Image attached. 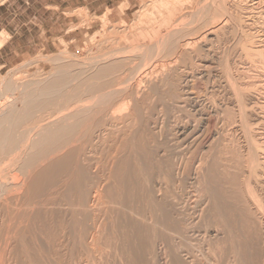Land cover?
Here are the masks:
<instances>
[{
    "label": "bare ground",
    "instance_id": "1",
    "mask_svg": "<svg viewBox=\"0 0 264 264\" xmlns=\"http://www.w3.org/2000/svg\"><path fill=\"white\" fill-rule=\"evenodd\" d=\"M147 1L148 3L150 2V9L152 10L148 8L149 4L147 8L144 7L149 9L151 13V15H147L152 16L154 14L156 16H163L165 14L163 20L168 22H171L175 17V20L177 18L179 19L178 21H183L182 19H185L187 16H191V19L198 18L200 15L203 17L204 13L213 6H216V12H221L220 15L222 14V16L220 17L222 18L225 17L227 12L222 5L223 3H219L218 0ZM145 11L144 13H146ZM213 14L211 17H213ZM140 15L144 14L140 13ZM217 16L219 15L215 17ZM202 17L201 20L203 18L206 19V15ZM209 20H213L214 22L212 18ZM188 21L186 23L191 22V20ZM213 22H207L206 26L208 27L206 30L203 29L204 32H198V27L195 25L197 27H195V33L187 30L190 26L185 28V25H182L185 29L180 31L177 29L178 25H175V28L168 29L170 27H167L168 23L165 24L168 30L165 28V31H167L165 34H161L160 40L155 39L154 42L152 41L153 43L144 45V48L146 46L147 49L142 53V62L136 67L137 71L134 72L135 74L129 81L132 83L127 85L129 91L126 92V95L129 99L128 102L132 105H130L131 107L129 106V111L125 113L117 112L118 109L115 111L112 109L115 107H112L115 98L121 96L124 90L118 84H121V81L125 78L127 79V77H121L122 75L120 76V74L116 76L120 72L115 75L111 73L115 71V64L108 68L104 66V69H98L95 75L96 77L91 75L92 78H96L95 80L99 81L103 79L102 82L95 81L94 79L93 81L91 77H88L93 82H87L85 78L86 83L81 84V81H83L82 78H84L82 77V80L80 79V76H82L81 73L74 74L68 70H63L59 72V75L56 74L57 78L53 79L54 81H49L46 85H43L44 87H37L38 89L36 88L32 92H29L31 96L27 97L21 109H15L13 112L10 111V113L4 114L0 120V151L2 152L5 149L11 151L14 147L16 148L17 141L19 143L21 139L24 141L29 139L28 137L33 128L28 129L24 125L28 123L32 125L33 123L31 124V122H33L36 113L47 110L52 104L58 103L56 106L59 103L60 105L62 104V107L59 106L60 108L57 107V110L54 109L56 114L59 112L57 114L58 117L53 118V116H50L53 118H50L53 121L51 129L48 128V130L42 132L43 129L40 131L41 133L37 134L36 140H30L29 145L32 146L34 151L32 150V153L30 152L31 154L27 157V160L25 159L26 161L21 168L28 169L34 163L33 161H37L39 157L45 154L58 153V151L61 152L62 150L66 151L64 157L68 160V165H66V178L64 183L66 186L68 184L72 185L70 186L72 190L71 196L75 197L76 203L81 208L71 213L73 224L69 227L70 242L76 253L78 264H96V261H99V264H114V260H111L113 257L112 254L114 257L118 255L120 261L124 264H152L149 258H159L163 261V264H264V202L262 201V204L259 201L260 198L254 195L252 186L249 185V179H251L257 167L256 158H254L251 151L248 152L245 159L236 153L237 151L232 150V155H227L225 151L226 156L224 155L219 160H212L214 161L213 164L207 169L208 160L205 161L197 153L194 154V151H190V148L196 144L199 134L203 133L201 131L204 128L205 116L207 114L205 113L206 110L199 109L194 105L198 98L189 89L191 87L188 86L191 83L192 85H198V82L194 80L196 79L194 78L195 76L215 77L223 73L215 69V65L211 59L213 55L209 46L210 44L208 45L206 43L208 36H213L222 29V26H219V24L215 25L217 21L215 23ZM225 22L223 19L221 24L224 26ZM179 23L177 22V24ZM218 23L220 22L218 21ZM203 28L205 27L203 26ZM146 36L148 38V35ZM137 38L139 39V37ZM143 44L144 42L140 46ZM137 45H135V49L132 45L134 51L138 49ZM142 50L140 49L141 52H143ZM113 55L114 52L108 56L111 57ZM117 64H120V62ZM143 69L144 71H142ZM138 71L140 72L139 74ZM104 77L106 78L105 80ZM158 78H160V81L156 82V80H159ZM74 81L80 82L71 86ZM142 82H146L151 94L144 93V90V92H141L142 90L139 84L141 83L142 85ZM21 83L23 84V82ZM28 83L32 88H35L32 85L37 84L36 82ZM79 83L81 84L80 86ZM21 87L24 86L15 87L9 84L6 86V90L11 92ZM181 87L185 88L180 90ZM231 91H233L235 98L238 99L240 95L236 89ZM29 93L28 95H30ZM82 93H86L90 97L92 95L97 97L93 100L89 99L90 101L87 99L89 102L85 100L84 102H87V104L79 101L78 103L75 102L74 99H79V95ZM51 95L52 97H50ZM46 96L49 98L47 97L48 99L44 100L43 98ZM154 96L156 97L155 102L153 101L154 99L150 98H154ZM149 98L154 103L151 100L150 102L152 104L148 102ZM211 98L213 99V97ZM6 101L8 102L9 99H6ZM148 103L150 105H147ZM96 104L99 107L97 108L96 106V109H91ZM189 104H192L195 110V115L193 116H189L187 114L188 112H185V106ZM9 105L12 106V104ZM215 105L217 106L216 103ZM146 106L147 110H149L148 112H152L156 119L165 120L167 124L173 122L169 143L165 139L158 140L156 137L157 133H149V131L145 133L143 130L144 134H147V138L144 134L141 135L139 132L141 129L139 127L135 128L136 125L140 126L144 117L143 110ZM242 107L243 105H239L237 108V118H239L237 123L241 127L244 126L243 115L245 112ZM210 115L211 112L208 116L210 117ZM230 116H233V114H230ZM147 119L150 120L148 117ZM47 121L48 119L46 123ZM150 122H152V119ZM229 122L231 123V121ZM232 122L234 124V121ZM148 125L150 124H147V127ZM36 126L38 127L39 125ZM47 126L49 125L47 124ZM151 128H154V126ZM98 131L103 134L105 133V137L102 138V134L101 138L99 137V144L93 145L92 137L90 139V136ZM162 133L163 131L161 135ZM147 140H150L151 143ZM163 142L166 146L162 148ZM90 144L92 149L90 147L88 149L95 153L92 158L90 156L88 157V152L85 151V147ZM125 144L129 149V152L126 154L123 151ZM210 145H205V148L208 149ZM20 149L16 151L18 152ZM16 151L14 149V152ZM192 152L193 154H191ZM254 152L256 151L254 150ZM16 155L15 157H17ZM12 156L14 155L12 154ZM12 156L10 157L13 158ZM16 159L19 160L18 158ZM62 159L60 156H55L50 162L53 163L52 165L60 166L58 161ZM72 160L74 164L70 163ZM11 167L14 168V165H11ZM236 169L244 172L246 176H244L245 179L242 177L244 180H241L237 176L239 174ZM231 170H235L236 172L234 171L232 173L234 175L229 177L228 175L231 174ZM58 171L56 170V172ZM93 171L94 173L97 172L100 174V176L96 177L98 178V180L96 179L97 181L92 180L90 181L91 184H87L86 175H90ZM45 175L46 172L43 170L38 174L39 178ZM203 181H206V184L207 182L209 183L204 185ZM106 197H114L117 199H115L118 204L117 209L114 207L116 209L115 216L117 215V217H115L116 221L114 220L112 225L109 224L111 221L107 220L108 222H105L103 215L101 218L103 220H98L96 217V212L98 210L100 212L99 206L103 205L101 202ZM80 217L81 220H78ZM102 224L103 226L109 224L114 231L118 230L119 232L121 243L115 246V249L112 247L114 249L113 251L109 245L110 242L106 245V250L105 248L98 251L95 250L100 245L102 238L107 240V232L109 229L106 228L101 232L100 229L103 226L100 227V225ZM156 239L161 240V248L159 247L158 251L154 248ZM153 240L155 241L154 243ZM92 253L95 256L96 254L99 256H96L95 259Z\"/></svg>",
    "mask_w": 264,
    "mask_h": 264
},
{
    "label": "rangeland",
    "instance_id": "2",
    "mask_svg": "<svg viewBox=\"0 0 264 264\" xmlns=\"http://www.w3.org/2000/svg\"><path fill=\"white\" fill-rule=\"evenodd\" d=\"M36 1L37 0H31L34 8L33 11H38V22L43 23L48 19V16L41 13V2H55L56 0H38V4L35 3ZM88 2H91V6L88 8L90 9L89 11L85 6H82ZM218 2H221V4L223 3V7L227 10L224 18L220 17L222 16V14L220 15L221 12H216V6H213L210 8L212 11L209 9L203 15V17H205L206 15V19L208 21L200 15V17L198 18L195 17L192 19L191 16H187L185 19H182L183 21H178V18L175 20V17L173 20H171V22H168L163 20L165 14L163 16H156L154 14L152 16H148L151 15L149 11L151 7L150 2L148 3L147 0H70V8L67 11V17L65 21L67 25L63 24V31L59 32V36L54 40L53 49L47 52H38L30 60L22 62L21 64L8 70L0 72V120L2 119L4 114L8 112L10 113V111L13 112V110L15 111V109H21L24 106V101L27 99V97L31 96V93L29 92H32L37 87H44L43 85H46V83L49 81L52 82L53 79L57 78L56 74L59 75V72L63 70H68L70 73L74 74L81 73L82 76H80V79L84 77L82 78L83 81H81L82 79L80 80L82 84L84 82L86 83V79L87 82H93L96 79H94V77H96L95 75L98 72V69H104V66L105 68H108L109 66L115 64V66L118 67H114V70L117 71L115 72L114 70H112L114 72L111 73L115 75L116 73L120 72L116 74V76H119L120 74V76L122 75L121 77H127V79L125 78L121 81V84H118L119 87L121 86V88H123L124 90L122 89L123 92L121 96H117L118 98H115L112 106L115 107L112 109L114 111L118 109L117 112L119 111L120 113H125L129 111V108L131 107L130 105H132L130 104V102H128L129 99L126 95V92L129 91V87L127 85L132 83L129 81L135 74L134 72L137 71L136 67H138V65H140L142 62V53H144V50L147 49L146 46L144 48V45L151 43L152 41L154 42L155 39L160 40V36L165 34V32L169 28H175L177 25V29H179V31L190 26V29L188 28L187 30H190L191 33H195L197 27V29L199 30L198 32H204V30H206L208 27L206 26L207 22H213V20H209L212 18L214 19L213 23L217 21L215 25L219 24V26H222V29H220L213 36H208V40L206 39V43L208 45L210 44L209 46L212 50L213 55L211 59L213 61V64L215 65V69L217 71H220V73H223L220 76L215 77L195 76L194 78L196 79L194 80L195 82H198V85L196 86V84H193V86L191 83L190 86H188L191 87L189 89H191V91H193L195 96H197L198 98L194 105H196L199 109L201 108L204 111L206 110L205 113L207 114V116H205L204 128L201 131L203 133L199 134L196 144H194V146L190 148V151H194V154L197 153V155L205 159V161L208 160L207 169L209 168V166L211 167L215 160L221 159L224 155L226 156V154L232 155L233 151H237L236 153L240 154V156H243L244 159L246 158L248 152L251 151L254 158H256L257 167L255 168L256 170H254L255 173H253L251 179H249V185L252 186L251 188L253 189L252 192L254 193V195L260 198H258L259 201L264 202V0H218ZM25 4L24 1H22L23 8L24 6H26ZM144 4L146 5L144 6ZM148 4L149 9H146ZM34 6H36V8ZM143 9L144 11L146 10V13H144ZM24 13H26L27 16L30 14L29 10ZM24 13L22 16V21L26 22L27 18L25 17ZM140 13L144 15L146 14L145 16L147 18L144 15H140ZM213 13L219 16L215 17L216 15ZM212 14L214 18L211 17ZM143 16L145 17V19ZM149 17H151L152 19ZM201 17L203 18L202 20ZM223 19L226 21L224 23V26L223 24H221ZM188 20H191V22L186 23ZM218 21L220 23H218ZM177 22H180L181 24H179L181 26L177 24ZM196 23L200 26H198ZM165 24H168L167 27H170H168L167 29V27H165ZM182 25H185V28L182 27ZM203 26L205 28H203ZM165 28L167 29L166 31ZM191 29H193L194 31ZM146 35H148V38H150L149 40L148 38H146ZM137 37H139V39ZM132 39L134 41L136 40V42H134ZM127 40H130L133 44L130 41L128 42ZM143 42L144 44L140 46V44H142ZM135 43L142 47L143 50L137 45L138 49L134 51L133 47L134 49L136 48ZM140 49L143 52H141ZM113 52L114 57L108 56L113 54ZM121 52L123 53L120 54ZM118 62H120L121 65L117 64ZM142 71H144V69ZM139 73L140 72L138 71V74ZM91 75L94 77L92 78ZM88 77H91V79L94 80H89ZM160 78H158L159 80H156V82H159ZM105 79L106 78L104 77V80ZM102 80L95 81L102 82ZM21 82H23V84ZM24 82L26 83L24 84ZM28 82H36L37 84L32 85L35 86V88H32ZM78 82H72L71 86L76 85ZM8 83L15 87H20L21 85H23L24 87L18 89L21 93H18V90L10 92L6 90V86L9 85ZM81 84L79 83V86ZM139 85L142 90L141 92L145 91L144 93L151 94L146 82H142V85L141 83ZM28 86L31 88H29ZM184 88L185 87H181L180 90H183ZM233 89H236V91L240 95L239 98L241 100L239 98H235L233 91H231ZM28 93L30 95H28ZM20 94L23 96H21ZM36 94L38 93L36 92ZM36 94L34 93L35 96ZM84 94L82 96L79 95L80 98L76 100L74 99V101L77 103L79 101L87 104V102L97 97H95V95H92L94 98L91 96V99L89 95H87L86 93ZM47 97L48 96L44 97L43 99L47 100L49 98ZM50 97H52V95ZM152 97L150 98L154 99L153 101L155 102L156 97ZM211 97H213V99ZM150 98L148 102H150ZM6 99H9V101L11 100V103L9 101L7 102ZM87 99L90 100L88 101ZM85 100H87V102H84ZM152 102L150 103L152 104ZM205 102L207 103L203 104ZM215 103L217 104V106L215 105ZM9 104H12V106ZM56 104L58 103L52 104L51 107L49 106L47 110L43 112L36 113L33 122H31V124L33 123L32 125H30L29 123L24 125V127H28V129H33L31 130L29 137L27 135L29 139L26 138V141L22 139L20 141L19 138H17L19 140V143L17 141L16 148L18 147L17 149H20L21 147L18 152L14 147L17 153L14 152V149H12L13 151L6 149L2 150V152L0 151V264H78L76 253L72 248L70 242L69 227L73 224V217H71V213L73 211H78L81 208L76 203L75 197L71 196L72 190L70 186L72 185L68 184L66 186V184L64 183L66 178V165H68V160L64 157L66 151L62 150L64 153L62 151H58V153L53 152V154H45L44 156L39 157L37 161H33L34 163L32 162L33 164H31L28 169L21 168L27 160V157H29L33 150L32 146L29 145L30 140H36L37 134L41 133L40 131H42L43 129L44 130L42 132H45L46 130H48V128L51 129L53 125V121L51 119L58 117L57 114L59 112H57L56 114V112L54 111L62 107V104L60 105L59 103V105L57 106ZM147 105L150 104L148 103ZM239 105H243L242 108L244 109L243 111H245L243 115V127H241L237 123V121H239V118H237V108L239 107ZM93 106L94 107L91 108L93 110L94 108L96 109V106L97 108L99 107V105L97 104ZM143 111L144 117L141 121L143 125L140 123V126L136 125L137 127L135 126V128L139 127V129H141L139 131L141 135L144 134V132L148 133L146 131H149V133H157L160 136L159 139V136L156 134L158 140L165 139V141L169 143L171 139L170 133L173 129L171 127L173 122L167 124L165 120H161L159 118L156 119L152 112H148L149 110H147V106ZM185 112H188L187 114H189V116L195 115V110L192 107V104L185 106ZM210 112L211 115L209 117L208 114ZM60 113H62V111H60ZM230 114H233V116H230ZM48 115L49 117H47ZM150 115L152 116L150 117ZM50 116H53V118H51ZM147 117L150 118V120L147 119ZM230 117H233L235 120L233 118L230 119ZM227 118H229L228 121ZM47 119L49 122L47 121L46 123ZM151 119L152 122H150ZM153 121H155L156 124ZM229 121H231V123ZM232 121H234V124ZM145 122L150 125H148L147 127V124ZM214 122L216 123L215 125ZM49 123L51 124V126ZM47 124L49 126H47ZM6 125L8 126V124ZM36 125L39 126L37 127ZM153 126L154 128H151ZM162 131L163 133L161 135ZM99 132L100 131L95 132L90 136V139L92 137L91 140L93 145H96L97 143L99 144L101 135L103 134L101 132L100 134ZM104 135L105 133L102 135V138L105 137ZM144 136L148 138L147 134H144ZM19 137L21 138V136ZM164 142L162 144V148L166 146ZM149 143H151V141ZM205 145L210 146L208 149H206ZM124 146L123 151L126 154L129 152V149L126 144ZM88 147L92 149L91 144L89 146H86V149H84L88 152L87 156H90V158H92L95 153L92 150L90 151ZM251 147L253 148V150ZM226 148H228L229 150L227 149V151ZM204 150L206 151L204 152ZM254 150L256 152H254ZM206 152L210 153L207 154ZM9 154L10 156H12L13 154L14 156L12 157L14 159L11 158ZM191 154H193V152ZM15 155L17 157H15ZM208 155L209 157H207ZM53 156H60V158H63L62 160L58 161V163H60V166L52 165L53 163H51L50 160L54 158ZM10 158L12 159V161ZM16 158H18L19 160H17ZM73 160L70 163L74 164L73 162L76 160ZM8 164H10V166H8ZM11 165H14V168H12L13 166L11 167ZM41 170L46 172V175L42 178H39L38 174L39 172H41ZM56 170L59 171L56 172ZM29 171L30 173H32L31 175ZM234 171L235 170H231V174H229L228 176H233L234 174L232 173ZM236 171L239 174L237 176L241 180H244L246 177L244 172L238 169H236ZM51 174H53L54 176ZM98 176H100V174H98L97 172L94 173V171L90 175H86V183L88 182L87 184H91L90 181H94L96 179L98 180V178H96ZM242 177H244V179H242ZM33 179L35 180L33 181ZM32 182H34L35 184ZM203 182V184L205 185L206 181ZM208 183L209 182H207V184ZM257 193L259 194V196ZM112 199L115 200L116 198H104L102 201L103 203L101 202V204L103 205L99 206L100 212L99 210L96 212V217L98 218V220L101 219L103 215V219L105 220V222L107 220L111 221V223L109 222V224L111 225L114 220L116 221L115 217H117V215L115 216V213L117 209L116 207L118 205L116 201L117 199L115 200L116 202L114 201L115 203L112 202ZM70 205L74 207H71ZM78 220H81V217ZM109 224L104 226L103 224L100 225V227H104H101V232L106 228L109 229V231L107 232V240L102 238V242L100 241V245L95 249L96 251L102 250L104 248L106 250V245L109 244V242L111 248H114L121 243L118 230L114 231V229H112L111 225ZM155 241L153 240V243L155 242L154 248H156V250L158 251L159 247L161 248V240L156 239ZM113 248L112 251L115 249ZM92 256L96 259V256L99 255L96 254L95 256L92 253ZM112 256L111 260H114V264H124L122 261H120V257L118 255L115 256L116 258L113 254ZM149 260L152 264H163V261L159 258H149ZM96 264H99V261H96Z\"/></svg>",
    "mask_w": 264,
    "mask_h": 264
},
{
    "label": "crops",
    "instance_id": "3",
    "mask_svg": "<svg viewBox=\"0 0 264 264\" xmlns=\"http://www.w3.org/2000/svg\"><path fill=\"white\" fill-rule=\"evenodd\" d=\"M22 1L26 3L24 8ZM69 2L70 0L41 2V13L47 15L48 19L40 23L38 11H33L31 0H0V72L30 60L38 52L53 49L54 40L66 24ZM82 6L89 11L91 2ZM28 10L30 14L27 16L24 12ZM23 13L27 18L26 22L22 21Z\"/></svg>",
    "mask_w": 264,
    "mask_h": 264
}]
</instances>
